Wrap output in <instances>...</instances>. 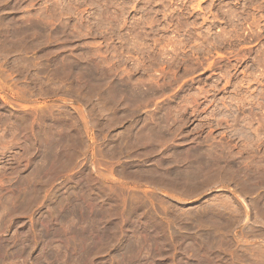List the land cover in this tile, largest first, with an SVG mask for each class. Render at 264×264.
<instances>
[{
	"label": "rangeland",
	"instance_id": "obj_1",
	"mask_svg": "<svg viewBox=\"0 0 264 264\" xmlns=\"http://www.w3.org/2000/svg\"><path fill=\"white\" fill-rule=\"evenodd\" d=\"M0 264H264V0H0Z\"/></svg>",
	"mask_w": 264,
	"mask_h": 264
}]
</instances>
